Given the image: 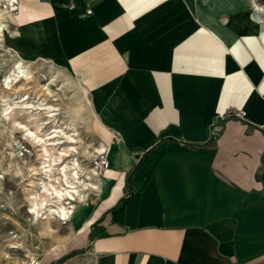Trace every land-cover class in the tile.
Instances as JSON below:
<instances>
[{
    "label": "crops",
    "instance_id": "crops-1",
    "mask_svg": "<svg viewBox=\"0 0 264 264\" xmlns=\"http://www.w3.org/2000/svg\"><path fill=\"white\" fill-rule=\"evenodd\" d=\"M24 4L32 57L85 87L107 147L79 264H264V20L246 0Z\"/></svg>",
    "mask_w": 264,
    "mask_h": 264
},
{
    "label": "rangeland",
    "instance_id": "rangeland-1",
    "mask_svg": "<svg viewBox=\"0 0 264 264\" xmlns=\"http://www.w3.org/2000/svg\"><path fill=\"white\" fill-rule=\"evenodd\" d=\"M194 1L199 2V0ZM227 1L230 2L231 0ZM256 2L264 5V0H256ZM2 4L0 3V5ZM13 16L17 17L18 11L5 13L8 27L4 34L3 46L0 47V264H22L30 256H35L39 264H79L81 261H77V256L81 254L84 248H75L74 243L78 238L76 228L74 229L73 226L80 212L90 210L97 203L98 198L91 193L89 194V200L77 209L75 222L73 221L72 225L62 223L56 219H51L49 223H45L46 221L42 219L37 222L31 220L32 215L28 213L30 205L28 196L33 188L30 183L35 182V179H33L35 176L32 174L37 171L40 157L36 151L37 148L30 141L22 140L23 133L18 132L13 126L12 119L26 122L27 113L16 110L8 117L2 114V99H6V102L11 104L15 100V89H5L1 81L9 74L12 64L22 59L32 73V78L28 82L21 81L14 86L19 94L28 92L33 101H37L39 97L41 99L46 98L47 105L59 108V110L54 111L57 113L54 116L55 121L45 127L47 132L55 128L63 129V120H71L76 114L75 112L73 114L71 108H75L77 112L80 111L85 115L81 118L88 119V124L83 123V121L77 122L79 142L73 144L78 147L80 151L78 157L81 165L86 170L97 169L94 163H96L99 154L96 158H88L85 153L87 151L92 152L93 148L100 144L99 138L92 128L93 122L92 119H89V114H86L87 110L79 106L75 107L76 105L71 99V89L67 88L63 91L65 76L74 80L76 78L57 65L54 60H48L45 57H32L34 52H31L28 37L23 34L19 28L20 25L13 21ZM58 72H60V75H58ZM53 75H58L59 78L56 80L55 85H52L54 97L46 95L42 90V86L47 85ZM86 97L91 103V98L87 93ZM45 111H37L38 115L29 124L30 127H33L36 122L40 123L48 120ZM65 131L68 134L74 132L69 129ZM20 141L21 143L18 144L17 142ZM60 147L66 148L69 145L65 144ZM97 172L98 178H95L94 182L99 183L97 180L102 175L100 170ZM86 225L91 227L92 224L86 222Z\"/></svg>",
    "mask_w": 264,
    "mask_h": 264
},
{
    "label": "bare ground",
    "instance_id": "bare-ground-1",
    "mask_svg": "<svg viewBox=\"0 0 264 264\" xmlns=\"http://www.w3.org/2000/svg\"><path fill=\"white\" fill-rule=\"evenodd\" d=\"M24 2L25 0H0V3H3L0 5V47L3 46V40H5L4 34L8 27L5 20V13L9 11H18V16H13L12 19L17 23H21L22 17H24ZM246 3L250 8V20L256 23L262 22L264 20V5L258 4L256 0H247ZM27 24L29 23L19 25L20 27H24ZM59 73L60 72H58V75H60ZM58 75H53L49 83L42 86V90L46 95L55 96L52 85H55L56 80L59 79ZM31 78L32 73L30 69L21 59L12 64L9 74L1 80L5 89H15L16 91L14 93L15 100H13L14 102L12 101V104L6 102V99H2V114L8 117L10 114L15 113L16 110L27 113L26 122L12 119L13 126L18 132L23 133L22 140L30 141L35 148H37L36 151L40 157L37 171L32 174L35 176L33 177L35 182L32 181L30 183V186L33 188L28 196L30 203L28 213L32 215L31 220L36 222L39 221V219H42L46 221L45 223H49L51 219H56L62 223L72 225L75 222L74 218L76 217L75 214L77 209L89 200V194L91 193L94 196L100 194L101 177L97 180L99 183L94 182L95 178H98L97 171L100 170L99 165L94 163L97 169L92 170H86L83 168L78 157L80 151L77 146L73 145L79 142V139L77 138V122L83 121V123L88 124V119L81 118L85 115L80 111L77 112L75 108H71L73 114L74 112L76 113L74 118L68 121L63 120V129L55 128L50 130V132H47L45 127L49 123L55 121L54 116H56L57 113L54 111L59 110V108H56L53 105H47L48 102H45L46 98L41 99V97H39L37 101H33L28 92L19 94L17 88H14V86L21 81L28 82ZM67 88L72 91L71 99L74 101V104L76 105L75 107L79 106L82 107V109L87 110L86 114H89V119L91 120V116H93V107L90 105L91 103H89V99L86 97L85 87H83L77 79L74 80L71 77L65 76V80L63 81V91H65V89L67 90ZM38 110H46L45 113L48 120L40 123L36 122L33 127H30L29 124L36 119ZM65 124L67 126H64ZM66 129L74 131L73 134H68V132L65 131ZM17 143L19 144L21 141ZM65 144H68L69 147H60ZM106 151V145L100 142L98 146L93 148L92 152L87 151L84 153L88 158H96L98 154H103ZM102 173L103 171H101V175ZM85 214L87 213L85 212ZM77 224H80V222ZM22 264L39 263L35 256H30L29 259Z\"/></svg>",
    "mask_w": 264,
    "mask_h": 264
},
{
    "label": "built area",
    "instance_id": "built-area-1",
    "mask_svg": "<svg viewBox=\"0 0 264 264\" xmlns=\"http://www.w3.org/2000/svg\"><path fill=\"white\" fill-rule=\"evenodd\" d=\"M96 163L99 165L100 167V171L106 170L109 166V162L107 160V154L106 152L103 154H100L97 157Z\"/></svg>",
    "mask_w": 264,
    "mask_h": 264
},
{
    "label": "trees",
    "instance_id": "trees-1",
    "mask_svg": "<svg viewBox=\"0 0 264 264\" xmlns=\"http://www.w3.org/2000/svg\"><path fill=\"white\" fill-rule=\"evenodd\" d=\"M131 178H132V176H131ZM123 201H124V200H123ZM123 203H124V202H123ZM90 237H91V240L94 239V232L91 233V236H90Z\"/></svg>",
    "mask_w": 264,
    "mask_h": 264
}]
</instances>
